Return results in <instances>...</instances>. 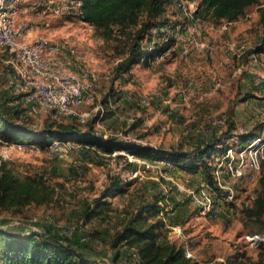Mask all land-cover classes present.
<instances>
[{
  "label": "rangeland",
  "instance_id": "374dc122",
  "mask_svg": "<svg viewBox=\"0 0 264 264\" xmlns=\"http://www.w3.org/2000/svg\"><path fill=\"white\" fill-rule=\"evenodd\" d=\"M179 3L180 0H175L163 16L174 26L166 30L167 35L177 40L172 49L154 64L136 65L120 77L115 76V67L127 50L125 39L105 40L93 26L78 18L53 15L38 18L25 10L30 2L22 3L18 18L35 23L30 32L32 40L44 36L65 42L100 73L96 100L84 109L91 113L90 120L103 114L100 126L95 124L96 130L124 131L129 141L155 149L184 151L194 149L195 143L208 141L214 134L225 138L223 144L231 152L220 168L227 187L222 192L226 197L232 189L233 198H222L216 204L218 216L207 219L199 214L190 197L185 195L182 201L176 198L177 184L200 191L201 183L206 181L201 170L192 173L177 167L156 169L138 160L151 161L127 152L109 157L72 148L58 154L49 147L8 144L0 139V161L7 162L19 177L43 178L53 191L51 201L46 204L4 212L0 216V228L25 233L51 229L60 235L65 229H72L70 238L82 247L87 257L108 264H136L134 250L122 243L112 248L115 234L135 210L140 193L167 192L169 204L175 208L170 218L181 222L198 259L202 262L224 259L229 263L237 256L247 263L258 261L259 254L264 252V235L259 243L249 239L252 234L244 229L242 211L257 195L260 171L241 165L243 145L239 139L257 123L264 124V88L260 86L264 81V55H258L255 61L252 52L263 33L260 9L264 0L249 7L235 23L219 25L201 21L193 24ZM190 3L191 0H183L186 11L193 9ZM243 45L247 50L239 54ZM2 54L4 49L0 47V98L6 94L18 95L4 80ZM113 92L121 99L110 96ZM248 95L251 96L245 99ZM106 99L108 104H104ZM22 108L38 128L48 122L71 121L56 118L30 104L25 103ZM221 119L223 122L216 125ZM248 160L245 156V162ZM217 163V159L213 161L214 170ZM117 180L122 181L127 192L105 198L108 188ZM97 199L108 201V210L88 220L85 211L96 206Z\"/></svg>",
  "mask_w": 264,
  "mask_h": 264
},
{
  "label": "trees",
  "instance_id": "16d2710c",
  "mask_svg": "<svg viewBox=\"0 0 264 264\" xmlns=\"http://www.w3.org/2000/svg\"><path fill=\"white\" fill-rule=\"evenodd\" d=\"M174 1L83 0L80 15L69 18H78L93 26L105 40L127 41L125 55L115 67V76L120 77L131 72L136 65H151L156 57L165 56L172 49L176 39L170 34L167 35L166 29L174 26L163 16ZM196 1L198 9L193 14V21L215 25L238 21L249 7L260 4V0ZM260 24L263 33L252 50L253 54L259 56L264 55V6L260 9ZM176 29H173V32H176ZM110 96L119 98L120 95L113 92ZM249 96L251 95L245 99ZM108 103L107 99L104 100V104ZM23 106L19 95L6 94L0 98V139L8 144H30L43 149L49 147L53 140H59L80 144L87 151L103 156L112 157L114 153L124 151L143 160L168 161L173 167L192 173L201 170L206 177L204 180L211 184H214L213 161L229 150V147L223 144L225 138L217 134L212 135L208 141L195 143V148L190 151L180 148L155 149L126 139L106 138L95 129L97 118L86 119L81 123L72 117L68 123L54 121L38 128L26 116ZM262 136L264 137V124L257 123L253 129L241 135L239 144L248 145ZM129 168L137 172L133 165L129 164ZM122 184V181L118 180L112 182L105 198L113 194L126 193L127 189ZM52 192L43 178L19 177L8 167L7 162L0 161V216L12 209L21 210L32 204H46L51 201ZM256 194L251 205L243 208V226L252 236H261L264 235V159L260 166ZM164 198L159 193L153 195L140 193L135 210L129 213V219L123 221L117 230L112 248L116 249L122 243L134 250L136 264H208L188 258L181 245L169 240L165 221L160 215L162 211L160 202ZM95 202V207L91 206L85 211L88 220L108 210V201L97 199ZM173 219L170 218L172 224H181L180 221ZM117 256L119 251L116 252L115 257ZM263 256L264 252H261L258 261L253 263H247L246 259L242 257L239 259L236 256L229 264H264ZM0 264L108 263L87 257L82 247L72 238L51 229L25 233L0 228Z\"/></svg>",
  "mask_w": 264,
  "mask_h": 264
},
{
  "label": "built area",
  "instance_id": "2783aa9c",
  "mask_svg": "<svg viewBox=\"0 0 264 264\" xmlns=\"http://www.w3.org/2000/svg\"><path fill=\"white\" fill-rule=\"evenodd\" d=\"M23 2H30L29 6L25 8L26 11L28 10L38 18L44 19L52 15L76 17L81 13L83 0H0V47L6 52L4 62L9 68L6 80L21 96L24 104L45 109L56 118L74 117L84 123L91 114L84 109L93 105L96 100V91L100 87L102 78L100 73L89 66L74 47L65 42L52 41L44 36H38L32 40L30 32L35 27V23H32L30 19L18 18L19 7ZM190 5L193 9L186 11L183 0H180L179 6L185 10L186 15L191 17V22L194 24L197 21H193V14L198 9V2L191 0ZM245 48L246 46L243 45L239 54H243L247 50ZM253 55L256 61L258 55ZM162 57L164 56L156 57L152 64ZM260 83L261 89L264 88V81ZM102 116L103 114L98 118V126L101 124ZM222 122L223 119L215 124L220 125ZM97 132L106 138L128 139V135L124 131L113 132L104 129L97 130ZM49 148L52 153L59 154L64 149H79L83 146L72 142L54 140ZM241 148H243L240 152L243 154L241 165L248 167L249 170L260 171L261 162L264 159V137H259ZM230 152L229 149L221 158H216L218 163L213 171L214 184L206 180L201 183V189L198 192L177 184V200L182 201V197L186 195L197 205L202 217L213 219L218 216L217 208L219 206L216 204H219L222 198L232 199L234 196L232 189L228 190L226 197L223 194L222 190L227 187L223 184L220 171ZM125 153L120 151L113 155ZM245 156L249 157L248 163L245 162ZM138 161L156 169L173 167L170 162L163 160L151 161L152 163ZM163 196L165 198L160 202L162 206L160 215L165 221L169 240L179 242L188 258L202 263L194 255L183 226L171 223L170 216L175 213V208L169 204L170 195L165 192ZM71 233L72 229H65L61 235L70 237ZM249 239L254 243L263 240L260 235H253ZM208 264L229 263L224 259H217Z\"/></svg>",
  "mask_w": 264,
  "mask_h": 264
},
{
  "label": "crops",
  "instance_id": "0c3cea01",
  "mask_svg": "<svg viewBox=\"0 0 264 264\" xmlns=\"http://www.w3.org/2000/svg\"><path fill=\"white\" fill-rule=\"evenodd\" d=\"M236 22V21H235ZM235 22H228L229 24H233V23H235ZM259 40V38L256 40V42ZM2 62L4 63V67H5V76H4V80L6 79V75H7V72H8V70H9V68H8V66L7 65H5V62H4V59L6 58V52L4 51V54H2ZM210 262H212V261H210ZM209 263V262H208Z\"/></svg>",
  "mask_w": 264,
  "mask_h": 264
}]
</instances>
